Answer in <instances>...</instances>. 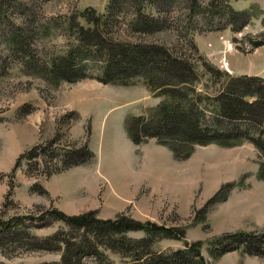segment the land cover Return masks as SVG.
Masks as SVG:
<instances>
[{
  "label": "rangeland",
  "instance_id": "1",
  "mask_svg": "<svg viewBox=\"0 0 264 264\" xmlns=\"http://www.w3.org/2000/svg\"><path fill=\"white\" fill-rule=\"evenodd\" d=\"M108 5L0 0V264H59L58 253L28 249L32 237L44 240L67 229L48 216L51 209L142 225L126 234L131 239L144 237L150 226L166 229L170 235L155 238V252L198 243L208 264H264V256L242 250L210 254L212 243L225 235H264V155L254 145H177L176 153L156 139L134 145L125 123L132 127L137 117H152L164 101L160 90L141 78L101 83L100 58L74 61L85 70L74 83L51 75L55 61L82 40L81 29L100 27L102 48L160 46L187 61L197 80L178 88L199 101L210 123L217 120L213 99L228 78L264 79V0H127L103 30ZM228 8L248 16L247 25L239 28L242 18L229 25ZM136 11L166 19L168 29L133 33L128 24ZM85 144L92 153L88 163L46 176L60 167L64 151ZM100 251L103 260L85 262L123 263Z\"/></svg>",
  "mask_w": 264,
  "mask_h": 264
},
{
  "label": "trees",
  "instance_id": "2",
  "mask_svg": "<svg viewBox=\"0 0 264 264\" xmlns=\"http://www.w3.org/2000/svg\"><path fill=\"white\" fill-rule=\"evenodd\" d=\"M125 1L127 0H109L107 13L100 24L103 30L108 24L109 15L112 17L114 11L118 10V4ZM161 1L168 4L171 0ZM227 14L229 25L233 26L241 18L239 28L248 23L249 18L243 13L230 8ZM128 27L135 34L152 35L168 29V24L166 19L136 11ZM98 29H81L82 40L79 39L77 47L55 61L51 75L57 80L74 83L85 78L83 66H75L74 61L82 65L89 59L96 61L100 58V62H103L101 83L112 84L141 78L160 90L159 96L164 101L156 108L152 117L148 120L137 117L133 120L132 127L125 123V132L131 143L139 145L146 139H156L176 153L177 145L191 148L197 145L245 141L264 155V79L246 76L228 78L223 92L213 99L212 110L217 120L205 123L199 101L191 99V93L178 88L197 80L187 61L173 57L167 49L160 46L112 43L102 48L103 43L99 41L102 32ZM84 35L89 36L91 41ZM14 40L17 39L12 35V41ZM203 67L208 68L205 63ZM32 151L27 156H31ZM91 159L92 153L86 144L77 149L66 150L59 158L60 167L48 172L46 176L84 165ZM48 216L52 220L63 222L67 229L44 240L32 237L28 249L58 253L59 264H87L85 261L90 258L96 259V262L101 261L104 256L100 250L118 255L123 260L122 264H208L201 255L198 243L186 245L181 250L155 252V238L170 235L163 228L150 226L145 229L144 237L131 239L126 234L142 230V225H131L121 220L102 221L91 214L69 217L52 209ZM212 244L210 254L213 257L237 250L250 256H264L263 234L235 233L216 239Z\"/></svg>",
  "mask_w": 264,
  "mask_h": 264
},
{
  "label": "crops",
  "instance_id": "3",
  "mask_svg": "<svg viewBox=\"0 0 264 264\" xmlns=\"http://www.w3.org/2000/svg\"><path fill=\"white\" fill-rule=\"evenodd\" d=\"M161 177H163V178H165V179H167V180H175L176 178H175V176L174 177H165L164 176V174L163 175H161Z\"/></svg>",
  "mask_w": 264,
  "mask_h": 264
}]
</instances>
